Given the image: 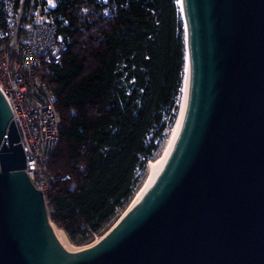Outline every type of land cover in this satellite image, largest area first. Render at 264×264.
Listing matches in <instances>:
<instances>
[{"label":"water","instance_id":"1","mask_svg":"<svg viewBox=\"0 0 264 264\" xmlns=\"http://www.w3.org/2000/svg\"><path fill=\"white\" fill-rule=\"evenodd\" d=\"M181 3L187 107L146 191L84 252L24 173L0 93V264H264V0Z\"/></svg>","mask_w":264,"mask_h":264},{"label":"trees","instance_id":"2","mask_svg":"<svg viewBox=\"0 0 264 264\" xmlns=\"http://www.w3.org/2000/svg\"><path fill=\"white\" fill-rule=\"evenodd\" d=\"M177 2L57 0L70 41L50 68L61 123L45 201L72 240H91L127 208L165 142L155 131L165 116L174 123L184 73Z\"/></svg>","mask_w":264,"mask_h":264},{"label":"built area","instance_id":"3","mask_svg":"<svg viewBox=\"0 0 264 264\" xmlns=\"http://www.w3.org/2000/svg\"><path fill=\"white\" fill-rule=\"evenodd\" d=\"M56 7L57 0H0V93L25 156L23 171L44 197L55 183L48 166L61 123L50 68L60 66L70 41Z\"/></svg>","mask_w":264,"mask_h":264},{"label":"bare ground","instance_id":"4","mask_svg":"<svg viewBox=\"0 0 264 264\" xmlns=\"http://www.w3.org/2000/svg\"><path fill=\"white\" fill-rule=\"evenodd\" d=\"M177 5L180 7V11H181V18L183 20V23H185V19H184V14H183V8H182V3L181 0H178ZM179 11V12H180ZM186 29V27H185ZM187 35V33H186ZM186 43H187V36H186ZM181 89H180V95H179V101H178V105H177V111H176V118L174 120L173 125L171 126V128L168 130V135L167 138L161 148V151L159 152V154L153 159L148 161V164L146 165L147 167V175H146V179L145 182L143 183V185H141L138 193L135 194L133 200L130 202V204L127 206V208L122 212V214L118 217V219L113 223V225H117L121 219L127 214V212L131 209V207L133 206V204L135 203V201L146 191L150 181L152 180V178L155 176L157 169L159 167V165L161 164L168 148H169V144L173 141L174 135L178 129V125L180 122V118H181V114L183 113V111L185 110V108L187 107L188 104V98H189V65H188V54L186 55V65H185V69H184V73H183V79H182V84H181ZM112 225V226H113ZM56 227V226H55ZM57 231H61L64 236H65V242H66V250H68L70 253L73 254H79V252H84L87 249H90L91 247L95 246L101 236L96 237L91 243H89L88 245L82 246V247H75L69 240L68 236L66 235V233L56 227Z\"/></svg>","mask_w":264,"mask_h":264},{"label":"rangeland","instance_id":"5","mask_svg":"<svg viewBox=\"0 0 264 264\" xmlns=\"http://www.w3.org/2000/svg\"><path fill=\"white\" fill-rule=\"evenodd\" d=\"M178 1V0H177ZM177 5V4H176ZM177 7L178 8H180L178 5H177ZM179 10V9H178ZM180 14H181V11L179 12ZM179 101V100H178ZM164 120H165V122H166V128L164 129V130H161V131H155V133L156 134H158L160 137H166L167 138V135H168V130L171 128V126H169V124L167 123V120H168V116H165L164 117ZM151 137V135H148V139ZM166 140V139H165ZM161 151V150H160ZM159 154V152L158 153H156L155 154V157L157 156ZM146 175H147V172H146ZM145 179H146V176H145V178H144V180H143V183L145 182ZM143 183L141 184V185H143ZM141 187V186H140ZM140 189V188H139ZM139 189H138V191H139ZM138 191L136 192V193H138ZM48 208V207H47ZM122 214V212L119 214V216ZM118 216V217H119ZM118 219V218H117ZM116 219V220H117ZM115 220V221H116ZM115 221H113V222H111L110 224H108L106 227H104V229H102L101 231H100V233L99 234H96L91 240H84L81 236H77V237H75L73 240L72 239H70V237L68 236V238H69V240H70V242L75 246V247H82V246H85V245H88L89 243H91L96 237H98V236H101L103 233H105L112 225H113V223L115 222ZM56 226V225H55ZM57 227V226H56Z\"/></svg>","mask_w":264,"mask_h":264}]
</instances>
